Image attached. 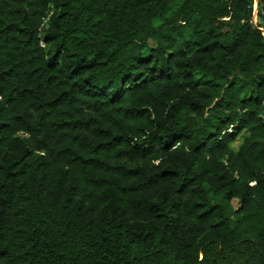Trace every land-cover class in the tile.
Returning <instances> with one entry per match:
<instances>
[{
  "label": "trees",
  "instance_id": "1",
  "mask_svg": "<svg viewBox=\"0 0 264 264\" xmlns=\"http://www.w3.org/2000/svg\"><path fill=\"white\" fill-rule=\"evenodd\" d=\"M255 1L0 0V264H264Z\"/></svg>",
  "mask_w": 264,
  "mask_h": 264
},
{
  "label": "rangeland",
  "instance_id": "2",
  "mask_svg": "<svg viewBox=\"0 0 264 264\" xmlns=\"http://www.w3.org/2000/svg\"><path fill=\"white\" fill-rule=\"evenodd\" d=\"M262 17H264V12L260 10L258 2H255L253 5V24L255 27H258L264 35V20ZM243 139L244 137L239 138L238 141L233 144V147L238 149L242 144ZM233 204L236 209L239 208L238 201H234Z\"/></svg>",
  "mask_w": 264,
  "mask_h": 264
},
{
  "label": "built area",
  "instance_id": "3",
  "mask_svg": "<svg viewBox=\"0 0 264 264\" xmlns=\"http://www.w3.org/2000/svg\"><path fill=\"white\" fill-rule=\"evenodd\" d=\"M255 2H257V1H255Z\"/></svg>",
  "mask_w": 264,
  "mask_h": 264
}]
</instances>
